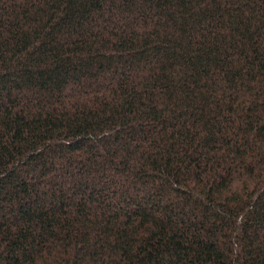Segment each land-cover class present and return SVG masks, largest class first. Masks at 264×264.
<instances>
[{
	"label": "trees",
	"instance_id": "1",
	"mask_svg": "<svg viewBox=\"0 0 264 264\" xmlns=\"http://www.w3.org/2000/svg\"><path fill=\"white\" fill-rule=\"evenodd\" d=\"M0 264H264V0H0Z\"/></svg>",
	"mask_w": 264,
	"mask_h": 264
}]
</instances>
